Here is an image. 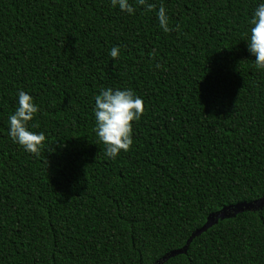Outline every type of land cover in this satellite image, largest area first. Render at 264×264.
Listing matches in <instances>:
<instances>
[{"label":"trees","instance_id":"16d2710c","mask_svg":"<svg viewBox=\"0 0 264 264\" xmlns=\"http://www.w3.org/2000/svg\"><path fill=\"white\" fill-rule=\"evenodd\" d=\"M149 2L0 0V264H264V206L162 260L264 198V70L247 42L264 0ZM106 88L146 108L114 160L94 131ZM21 90L40 108L39 157L9 136Z\"/></svg>","mask_w":264,"mask_h":264},{"label":"clouds","instance_id":"9594fccd","mask_svg":"<svg viewBox=\"0 0 264 264\" xmlns=\"http://www.w3.org/2000/svg\"><path fill=\"white\" fill-rule=\"evenodd\" d=\"M112 6L128 14H134L135 8L130 0H111ZM137 6H143L146 11L156 10V5L149 0H136ZM159 24L165 33L179 31V27H169L168 16L163 6L157 12ZM250 32L248 47L256 57L254 64L258 70H264V3L257 6L252 18L248 21ZM113 60L119 59L120 48L110 50ZM162 66L157 64L156 68ZM95 133L98 140L105 145L106 156L116 159L124 151H130L133 146V126L140 121L146 108L143 100L130 89L112 88L101 89L94 97ZM40 112L34 98L21 90L18 92V107L14 114L9 116V136L14 143L19 144L26 152L39 157L46 143L44 132L36 133L29 130V124ZM32 127H39L38 124Z\"/></svg>","mask_w":264,"mask_h":264},{"label":"water","instance_id":"95a60500","mask_svg":"<svg viewBox=\"0 0 264 264\" xmlns=\"http://www.w3.org/2000/svg\"><path fill=\"white\" fill-rule=\"evenodd\" d=\"M262 206H264V198H262L260 200H257V201H255L253 203H242V204H237V205H235L233 207L224 208L220 212L210 215L207 218L206 223L200 229L196 230L191 235L190 239L188 240L186 246L183 249L177 250V251H173V252L169 253L162 260L165 261L166 259H168L170 257H174L175 255L185 253L188 245L190 244L191 240L194 237H196V236L200 235L201 233L205 232L208 228H210L211 226L216 224L219 220H223V219L229 218V217H234L238 213H242L244 211L259 210V209L262 208Z\"/></svg>","mask_w":264,"mask_h":264}]
</instances>
